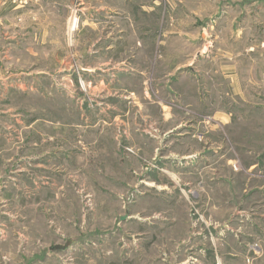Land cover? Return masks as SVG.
Masks as SVG:
<instances>
[{
  "label": "rangeland",
  "instance_id": "obj_1",
  "mask_svg": "<svg viewBox=\"0 0 264 264\" xmlns=\"http://www.w3.org/2000/svg\"><path fill=\"white\" fill-rule=\"evenodd\" d=\"M0 264H264V0H0Z\"/></svg>",
  "mask_w": 264,
  "mask_h": 264
},
{
  "label": "water",
  "instance_id": "obj_2",
  "mask_svg": "<svg viewBox=\"0 0 264 264\" xmlns=\"http://www.w3.org/2000/svg\"><path fill=\"white\" fill-rule=\"evenodd\" d=\"M55 248H56V249H60V248H64V246L57 245Z\"/></svg>",
  "mask_w": 264,
  "mask_h": 264
},
{
  "label": "bare ground",
  "instance_id": "obj_3",
  "mask_svg": "<svg viewBox=\"0 0 264 264\" xmlns=\"http://www.w3.org/2000/svg\"><path fill=\"white\" fill-rule=\"evenodd\" d=\"M71 30V29H70Z\"/></svg>",
  "mask_w": 264,
  "mask_h": 264
}]
</instances>
